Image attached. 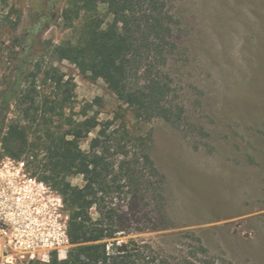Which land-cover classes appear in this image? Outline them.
<instances>
[{
	"label": "rangeland",
	"instance_id": "374dc122",
	"mask_svg": "<svg viewBox=\"0 0 264 264\" xmlns=\"http://www.w3.org/2000/svg\"><path fill=\"white\" fill-rule=\"evenodd\" d=\"M165 2L173 49L154 72L172 87L178 123L137 122L103 80L86 79L74 65L49 56L33 63L53 64L73 79V104L60 123L87 114L102 125L113 121L108 133L128 127L150 139L151 156L165 180L164 199L130 208L124 231L110 241V254L112 244L133 242L136 249L150 245L156 256L173 263L264 264V0ZM65 7V1L51 10L44 0H0V92L14 77L23 37L45 14L54 15V22L40 35L43 48L51 52L72 38L58 18ZM42 81L41 75L42 96L54 97ZM18 119L13 107L8 121ZM102 129L81 141L83 150ZM120 151L111 148L114 162L123 159ZM70 181L84 185L82 176Z\"/></svg>",
	"mask_w": 264,
	"mask_h": 264
},
{
	"label": "trees",
	"instance_id": "16d2710c",
	"mask_svg": "<svg viewBox=\"0 0 264 264\" xmlns=\"http://www.w3.org/2000/svg\"><path fill=\"white\" fill-rule=\"evenodd\" d=\"M64 1L66 7L58 18L72 31V38L51 52L43 48L40 35L54 22V15L45 14L26 32L14 77L1 86L0 158L23 161L32 177L51 185L63 198L70 215L72 248L66 260L53 257L49 264H179L156 256L150 245L124 254L108 252L110 241L124 231L130 208L145 200L164 199L165 180L151 156L150 139L133 135L128 127L108 133L113 121L102 125L87 114L80 121L70 116L68 123H60L73 104V79L53 64L44 68L33 63L49 56L54 62L74 65L86 79L103 80L137 122L158 118L178 123L181 113L171 104L172 87L154 72L156 63L164 64L173 49L166 2L44 0V7L54 10ZM41 75L54 97L42 96ZM13 107L19 119L9 122ZM100 126L103 129L90 140L89 149L83 150L81 141ZM112 147L122 152L119 162L109 156ZM132 148L137 149L127 151ZM74 176L83 177L82 187L71 183Z\"/></svg>",
	"mask_w": 264,
	"mask_h": 264
},
{
	"label": "built area",
	"instance_id": "2783aa9c",
	"mask_svg": "<svg viewBox=\"0 0 264 264\" xmlns=\"http://www.w3.org/2000/svg\"><path fill=\"white\" fill-rule=\"evenodd\" d=\"M70 215L49 184L32 177L25 163L0 158V264H49L72 248Z\"/></svg>",
	"mask_w": 264,
	"mask_h": 264
},
{
	"label": "water",
	"instance_id": "95a60500",
	"mask_svg": "<svg viewBox=\"0 0 264 264\" xmlns=\"http://www.w3.org/2000/svg\"><path fill=\"white\" fill-rule=\"evenodd\" d=\"M129 248H131L132 250L136 249L133 242H130L123 246H120L119 244H112L110 247V252L113 254L114 253L124 254L129 250Z\"/></svg>",
	"mask_w": 264,
	"mask_h": 264
}]
</instances>
